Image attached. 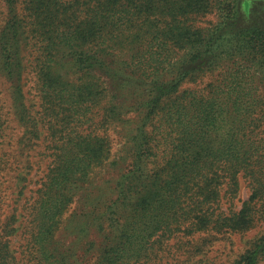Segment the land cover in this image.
Wrapping results in <instances>:
<instances>
[{
    "label": "trees",
    "instance_id": "trees-1",
    "mask_svg": "<svg viewBox=\"0 0 264 264\" xmlns=\"http://www.w3.org/2000/svg\"><path fill=\"white\" fill-rule=\"evenodd\" d=\"M244 3L0 0V77L24 130L13 163L43 137L50 159L21 212L23 194L9 202L2 181L11 155H0V264H156L179 234L254 227L264 0L250 11ZM213 12L218 21L201 26ZM2 111L0 152L10 128ZM242 178L250 196L223 209ZM263 259L264 234L233 264Z\"/></svg>",
    "mask_w": 264,
    "mask_h": 264
},
{
    "label": "rangeland",
    "instance_id": "rangeland-1",
    "mask_svg": "<svg viewBox=\"0 0 264 264\" xmlns=\"http://www.w3.org/2000/svg\"><path fill=\"white\" fill-rule=\"evenodd\" d=\"M259 1L263 0H245L243 6L244 10L250 11L252 5ZM217 21L218 16L213 12L203 18L199 24H201V26H208L209 28ZM215 77L216 75H210L196 83L185 84L183 89L204 86L206 83L211 82ZM31 86L32 81H29L26 87V91H29L28 103L36 104L37 108V103H39L38 98L35 97V91ZM0 107H3L2 113H5V118L10 125V128L7 131L9 138L2 147L0 155L3 153L9 154V157L11 155L9 168L12 169L7 173L2 174V181L5 184L4 187L6 188L9 202H14L19 197L20 193L23 194L20 195L21 200L17 204V209L20 211L24 206L25 200L30 196L31 192L37 188L36 183L39 182L41 177L47 171L50 159L45 157L47 152L45 151V148L49 142L44 139L43 135L41 141H39L37 146L33 149H25L21 151L23 156L19 158L20 163L14 165L13 157L17 156L18 160V152L22 147L20 142L24 130L15 119V115L11 109V101L7 92V85L1 77ZM27 172H29L28 182L20 181L23 177L22 174H27ZM16 176H19L20 180H16ZM23 185H27V188L22 189ZM250 194L251 191L248 181L246 178H242L237 198L231 205H229L227 200H224L223 209L233 206L234 211L240 210L242 204L248 199ZM256 210L258 214L255 225L248 231L229 233L204 231L190 236L183 233L179 234L177 238L168 243L169 246L166 252L163 253V258L156 264H233V262L249 248L252 242L264 234V216H262L264 211V198L257 203ZM69 239V241H72V238ZM20 242L21 241L19 240L17 247ZM260 264H264V259Z\"/></svg>",
    "mask_w": 264,
    "mask_h": 264
}]
</instances>
